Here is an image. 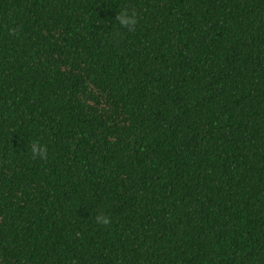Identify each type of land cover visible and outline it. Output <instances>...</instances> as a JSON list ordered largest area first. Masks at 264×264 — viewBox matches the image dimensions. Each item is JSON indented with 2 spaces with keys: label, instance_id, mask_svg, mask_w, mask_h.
<instances>
[{
  "label": "trees",
  "instance_id": "16d2710c",
  "mask_svg": "<svg viewBox=\"0 0 264 264\" xmlns=\"http://www.w3.org/2000/svg\"><path fill=\"white\" fill-rule=\"evenodd\" d=\"M0 264H264V0H0Z\"/></svg>",
  "mask_w": 264,
  "mask_h": 264
},
{
  "label": "clouds",
  "instance_id": "9594fccd",
  "mask_svg": "<svg viewBox=\"0 0 264 264\" xmlns=\"http://www.w3.org/2000/svg\"><path fill=\"white\" fill-rule=\"evenodd\" d=\"M137 22V12L134 7H121L113 19V26L116 29L132 32L135 31ZM31 152L33 156L47 157V151L43 145L33 144ZM103 222L107 223V219L105 218Z\"/></svg>",
  "mask_w": 264,
  "mask_h": 264
}]
</instances>
